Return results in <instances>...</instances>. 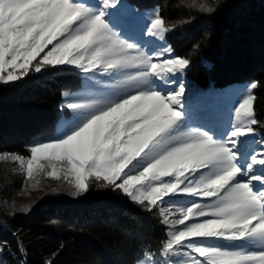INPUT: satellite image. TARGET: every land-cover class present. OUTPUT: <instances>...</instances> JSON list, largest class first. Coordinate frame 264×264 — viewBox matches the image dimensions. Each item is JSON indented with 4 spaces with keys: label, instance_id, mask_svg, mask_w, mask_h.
I'll return each mask as SVG.
<instances>
[{
    "label": "snow or ice",
    "instance_id": "6c2138e0",
    "mask_svg": "<svg viewBox=\"0 0 264 264\" xmlns=\"http://www.w3.org/2000/svg\"><path fill=\"white\" fill-rule=\"evenodd\" d=\"M124 4L125 0H0V82L20 80L30 70L40 73L46 66H74L102 79L138 69L127 76L129 90L122 95L113 98L111 86L98 87L96 95L67 102L64 107L71 110V118L62 133L32 146L28 158L11 159L29 178L51 167L49 176L60 179L63 173L77 192H83L88 177L94 176L147 210L157 208L163 224L183 226L169 231L165 256L186 257L185 264H264V136L256 139L252 127L258 123L252 94L258 83L251 82L235 107L237 122L230 131L216 136L203 124L192 126L193 112L218 108L228 93L185 83L190 60L173 58L167 46L155 56L140 51L137 35L163 40L168 29L158 8L148 19ZM188 91L197 101L194 107L188 103ZM249 140L255 146H249ZM6 158L7 154L0 156ZM186 197L204 202L192 199L190 206L177 205ZM175 213L179 217L172 218ZM234 241L244 246H230ZM9 255L15 264H27V250L20 242ZM0 264H10L2 253ZM140 264L167 261L146 258Z\"/></svg>",
    "mask_w": 264,
    "mask_h": 264
},
{
    "label": "trees",
    "instance_id": "16d2710c",
    "mask_svg": "<svg viewBox=\"0 0 264 264\" xmlns=\"http://www.w3.org/2000/svg\"><path fill=\"white\" fill-rule=\"evenodd\" d=\"M125 3L138 12L160 10L168 31L156 47L167 46L173 58L190 60L184 71L185 83L224 90L257 82L258 88L252 94L258 123L252 127L256 139L264 136V0ZM180 31H185V38L178 36ZM68 80L69 76L61 72L0 85V155L26 156L30 143L50 137ZM187 94L189 100L196 101L191 91ZM232 124V117L225 116L224 131L215 135L230 131ZM248 145L255 146L250 140ZM253 183L261 189L259 182ZM110 191L89 186L77 196L54 194L16 212L0 206L2 258L15 264L9 249L16 252L20 242L27 250V264H137L146 258L162 260L169 226L162 223L154 208L149 211L142 204L126 200L127 196L117 198Z\"/></svg>",
    "mask_w": 264,
    "mask_h": 264
},
{
    "label": "rangeland",
    "instance_id": "374dc122",
    "mask_svg": "<svg viewBox=\"0 0 264 264\" xmlns=\"http://www.w3.org/2000/svg\"><path fill=\"white\" fill-rule=\"evenodd\" d=\"M89 2H93V0H89ZM125 8H129L128 5L124 4ZM144 13L145 17L148 19L154 18V12H141ZM145 21L142 19L141 24ZM187 33L189 34L188 30ZM180 38H185V31H180L179 35ZM136 46L139 48L140 51L143 52H150L152 55H156L157 52L162 51V47L157 48L156 44L159 45L160 38L158 36H145L141 37L137 35L135 38ZM130 43L133 41H129ZM51 46H49L50 48ZM155 49L156 51H151ZM135 55V53H131ZM43 55V53L41 54ZM39 59V57L37 58ZM154 62H157L154 60ZM36 62L34 61L33 64ZM138 71L137 68H128L124 70V74L121 75L119 73L115 74L113 79L103 78L100 74L93 76L91 73L85 74L81 72L79 69H76L74 66H46L42 69L40 73H36L33 70H30L29 73L23 76L20 80L11 81L8 83L0 82V85H14L19 82H24L25 80L29 79H37L47 77L48 75L64 73L69 76V80L66 81V90L63 92L62 100L58 107V116L55 122V126L52 128L50 137L45 139H38L33 143L29 144V151L25 158L30 156V148L35 146L39 142H50V138L55 135H60L62 133L63 125L71 118L70 112L71 110H67L64 106L67 102L76 99L77 97L88 94V95H96L98 87L107 88L111 86L113 88V98L116 96L124 94V92L128 91L129 89L125 86V81L127 76L135 75ZM100 81L98 84L97 82ZM87 85L88 91H84V86ZM250 88V85H236L233 88L229 87L224 89L223 91L228 93L226 101L219 105L218 108H213L209 112L208 110H202V112H193L190 115V123L192 126H196L197 124H203L206 129L210 131L212 134H216V132H223V125L225 121V116L232 117V122L235 124L237 122V118L235 116V107L239 106V103L242 102V99L248 94L245 90ZM65 93H68V96H65ZM189 105L195 106L197 101L195 100H188ZM225 111L223 114L221 112ZM2 154L0 156H4ZM17 155V154H13ZM12 155H7L6 159L0 160V206L9 212H16V211H23L30 208V206L40 200V199H47L50 197L61 196L59 193H67L71 196H77L81 192H77L74 188V184L70 182V180L65 179L63 177V173L60 174L61 178L56 179L48 175V172L51 171V167L47 168V171H42L39 173H34V176L29 178L26 173L25 168H21L18 162H15L11 159ZM41 163L47 164L46 161H41ZM57 164V167H60L59 162H54ZM201 171H207L206 169H202ZM168 179V178H164ZM15 182V185H14ZM88 187L93 186L95 188H108L111 191V194L116 196L117 198H121L127 196L121 190L113 189L111 185H109L106 181L97 180L94 176L88 177L86 181ZM62 191V192H61ZM130 199L128 196L126 200ZM167 199V198H165ZM192 199H196L198 202H204L201 198H193V197H186L180 198L177 200V205L179 206H190V201ZM131 200V199H130ZM145 206V205H144ZM143 206V208H144ZM146 207V206H145ZM156 214L159 215V211L157 208H154ZM179 217V213L173 214L172 218ZM162 219V218H161ZM193 219L202 220L203 218L194 217ZM185 223H190V221H186ZM176 228L180 230L183 229L182 225H175L169 226V231H172ZM169 239V236H168ZM167 239V240H168ZM167 242V241H166ZM205 243H216L213 240H206ZM221 244L227 246L229 242L221 241ZM232 247H240L244 246L240 241H234L231 243ZM231 250H240L238 248H232ZM258 251L259 249H249ZM162 262L167 261V264H173V261L179 262V264H185L186 257L181 256H165L162 253ZM141 262V261H140ZM138 262L137 264H140Z\"/></svg>",
    "mask_w": 264,
    "mask_h": 264
}]
</instances>
